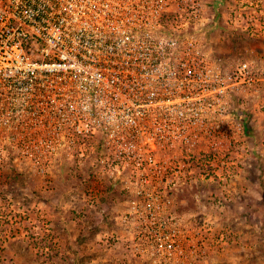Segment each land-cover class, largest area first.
Here are the masks:
<instances>
[{
	"label": "built area",
	"instance_id": "2783aa9c",
	"mask_svg": "<svg viewBox=\"0 0 264 264\" xmlns=\"http://www.w3.org/2000/svg\"><path fill=\"white\" fill-rule=\"evenodd\" d=\"M197 1L0 0V161L44 168L99 150L131 251L151 264H210L226 243L172 202L226 111Z\"/></svg>",
	"mask_w": 264,
	"mask_h": 264
},
{
	"label": "rangeland",
	"instance_id": "374dc122",
	"mask_svg": "<svg viewBox=\"0 0 264 264\" xmlns=\"http://www.w3.org/2000/svg\"><path fill=\"white\" fill-rule=\"evenodd\" d=\"M197 3V37L226 80V111L210 159L195 160L172 202L215 241L225 233L210 264H264V0ZM98 151L61 153L44 168L0 161V264H151L131 251L118 218L124 193Z\"/></svg>",
	"mask_w": 264,
	"mask_h": 264
}]
</instances>
